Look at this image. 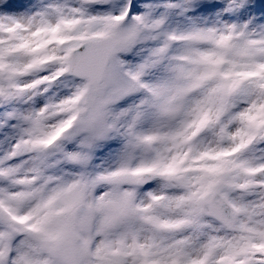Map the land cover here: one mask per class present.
I'll return each instance as SVG.
<instances>
[{
  "label": "snow or ice",
  "instance_id": "1",
  "mask_svg": "<svg viewBox=\"0 0 264 264\" xmlns=\"http://www.w3.org/2000/svg\"><path fill=\"white\" fill-rule=\"evenodd\" d=\"M0 264H264V0H0Z\"/></svg>",
  "mask_w": 264,
  "mask_h": 264
}]
</instances>
